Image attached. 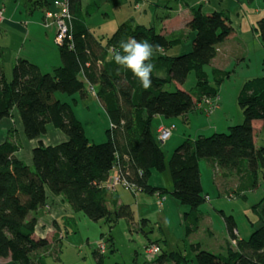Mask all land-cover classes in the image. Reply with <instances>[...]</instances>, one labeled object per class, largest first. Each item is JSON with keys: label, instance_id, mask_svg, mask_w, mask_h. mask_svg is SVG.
Returning <instances> with one entry per match:
<instances>
[{"label": "trees", "instance_id": "16d2710c", "mask_svg": "<svg viewBox=\"0 0 264 264\" xmlns=\"http://www.w3.org/2000/svg\"><path fill=\"white\" fill-rule=\"evenodd\" d=\"M65 3L72 20L68 35L57 44L59 66L51 72H42L35 63L18 58L8 79L0 63V122L16 111L24 137L37 141L28 164L17 156L21 146L11 139L12 134L0 140V259L15 264H48L46 256L54 254L53 250L56 247L58 250L62 243L64 235L59 231L58 220L53 223L55 232L51 240L35 235L38 220L34 214L47 205L49 195L58 196L73 211H81L94 221L105 218L114 223L119 218H132L130 205L118 203L115 190L103 188L113 166L136 186L133 191L124 188L133 195L145 192L164 197L169 193L187 205L189 210L183 216L186 236L198 229L199 207L207 199L200 178V160L208 162L213 170H247L253 177L258 169H264V146L256 144L253 127V121H264V76L244 82L237 96L243 122L228 127L226 133L187 138L166 158L152 129V120L157 115L168 118L201 111L197 110V104L205 99L217 103L216 86L228 72L213 67L216 84L213 86L204 66L211 64L219 45L234 34L226 12L205 13L201 5L191 7V17L185 25L194 34L191 50L172 56L168 51L182 43L183 31L166 35L152 24L128 20L105 37L95 35L82 14L81 1L65 0ZM140 8L143 9L141 2H136L135 9ZM257 23L255 30L264 43V18ZM128 37L161 46L162 50L153 56L156 68L148 89L112 58L110 50L118 49L120 41ZM191 71L196 83L189 90L165 89L172 83L182 85ZM155 72H163V78H158ZM56 92L79 93L82 98L92 93L97 97L110 121L106 140L91 143L72 107L61 101ZM48 125L63 133L66 140L45 144L41 137ZM151 170L166 174L172 189L150 185ZM107 201L115 204L114 211L108 209ZM262 206L264 197L252 209L257 213ZM223 220L236 248L228 247L225 254H214L203 250L199 243H190L189 249L197 262L264 264V225L247 239H241L235 233L232 216H223ZM151 244L158 246L151 241L144 246ZM158 249L144 264L188 263L187 255L181 251L161 252L159 246ZM93 254L97 264H102V254L98 250Z\"/></svg>", "mask_w": 264, "mask_h": 264}, {"label": "rangeland", "instance_id": "374dc122", "mask_svg": "<svg viewBox=\"0 0 264 264\" xmlns=\"http://www.w3.org/2000/svg\"><path fill=\"white\" fill-rule=\"evenodd\" d=\"M207 1L202 0V3L206 4L205 9L208 7ZM174 2L175 0H169L167 9L159 8L157 15L160 17L169 9V12L175 11ZM242 2L243 7L232 11L229 16L236 35L222 42L223 45L219 47L215 59L210 65L204 66L209 82L213 86L216 85L211 71L213 67L228 72L224 80L216 86L218 99L217 97L215 99L218 106L216 105L210 114L202 111L188 112L187 114L194 116L192 125H188L181 117L185 115L168 117L171 122H174L173 135L184 136L180 143L187 138L193 139L197 135L210 136L215 132L226 133L228 127L242 123L243 113L237 103L239 91L245 81L264 76V67H262L264 43L261 42L255 30L258 26L257 22L264 18V0H242ZM146 7L147 15H149L148 4ZM135 15L136 17L143 16V9H135ZM159 17L154 16V21H160ZM147 18L145 23L150 25ZM93 20L92 24L100 29L97 32L94 28L98 35L105 37V33H111V22L103 26L96 21L98 18L94 17ZM183 35L182 43L170 49L169 55H180L191 50L193 32L187 33L184 29ZM5 74L8 79L11 78V71H6ZM195 83V74L191 71L182 85L172 83L165 89L174 90L180 87L189 90ZM56 96L72 107L91 143H102L106 140V131L110 127V121L104 106L97 97L92 93L82 98L79 93L68 95L61 92H56ZM163 118L166 119V117ZM156 124L157 120L154 117L152 120L154 132ZM209 125H215L216 128L213 129ZM253 126L255 127L256 144L264 146V122H255ZM18 127V114L13 111L8 120L1 121L0 139L5 133L8 134L11 131V139L22 148L27 139L18 134ZM41 139L45 144L50 143L45 135ZM173 143L174 140L160 143L166 158L180 144ZM34 144H37L36 140ZM26 151L27 146H24V151L20 154L21 158L25 157ZM199 164L202 169V187L207 199L199 207L201 221L198 229L188 236L185 234L183 216L189 207L175 200L169 193L165 194L163 205L159 208L156 194L137 192L133 195L130 191L118 186L115 192L119 203L130 205L132 218H119L114 223L105 218L97 221L91 220L83 212L73 211L64 201H59L58 196L49 195L44 208L49 212L52 206V212L59 219V231L63 233L64 238L59 249L56 250V247L53 250L54 254L46 256L47 263L97 264L93 252L98 250L102 254V264H144L154 256V254L148 255L145 251L146 246L144 245L147 241L157 244L161 252L181 251L188 257L187 264H199L194 253L189 249L190 243H199L203 250L214 254H225L228 247L236 248V241L227 235L223 216H232L236 225L235 233L241 239H247L255 229L264 225V212H262L264 206L257 213L252 209V206L264 197V169H258L253 177V173L247 170H213L207 166L205 160H200ZM148 182L155 187L166 188L169 191L172 189L168 176L156 170H151ZM106 204L111 212L114 211L113 202L107 201ZM49 230H53L52 234L55 232L53 227ZM36 231L37 235L42 234L41 229L37 227ZM99 243L100 247H98ZM0 264L15 263L0 259Z\"/></svg>", "mask_w": 264, "mask_h": 264}, {"label": "crops", "instance_id": "0c3cea01", "mask_svg": "<svg viewBox=\"0 0 264 264\" xmlns=\"http://www.w3.org/2000/svg\"><path fill=\"white\" fill-rule=\"evenodd\" d=\"M63 1L64 0H0V8L3 9L4 16L3 20L0 22V63L5 72L11 71L13 65L16 63L18 58H25L35 63L42 72H51L55 67L61 64L58 46L55 43L57 27L51 19L45 18V13L47 10L59 11L61 9V3ZM80 1L82 6V14L86 17V23L88 27L95 35H98L97 32L100 29L99 27H95L92 24V22L94 21V17L96 19L98 18V20L96 21H99L98 23L103 26L111 22V33L122 22L132 20L137 24L146 25V18L150 17L147 19H149L150 24L154 25L157 31L166 35H172L177 32H181L184 29L187 33L189 32L185 27V24L191 17V7L201 5L202 11L205 13L212 11H224L227 13L228 16H230V13L232 11H237L239 7H243L242 0H208L206 2L208 3L207 9H205L206 4L205 2L202 3V0H175L173 4V8L175 9V11L169 12V9L165 13H162V16L159 17L157 15V11L159 10V8L167 9V4L169 3V0ZM136 2H141L143 13L145 16L141 15L139 17H136ZM147 4L148 9H150L148 12L149 15H147V10L145 9L147 8ZM154 16H156V18L159 17L160 21H154ZM94 28L97 29V32ZM111 33L105 34L109 35ZM235 35L236 34H233L229 38H233ZM222 45L223 44L221 43L219 47ZM181 117L186 123H188V125H192L194 116L186 114L185 116ZM155 119L157 120L155 132L161 124L168 126H173L174 124L173 121L172 123L170 119H164L163 116L157 115L155 116ZM4 120L8 119L6 118ZM255 122L264 121L256 120L253 121V124ZM209 127L213 129L216 128L215 125H209ZM18 128V134L23 135L20 120ZM9 129L10 128H8V130ZM8 134L10 136V133ZM8 134L5 133V135L0 140H4L6 137H8ZM45 136L50 141V143L48 144H56L66 140V136L59 130L55 129L52 125L47 126ZM183 137L180 134L173 135V133L171 132V135L167 140H174L173 144H178L180 143V140H182ZM34 141L35 140H27V142L24 144V146H27V151L25 152L26 154L24 158L20 157L21 152L24 151V146H22V148H20L17 153V156L23 159L28 164H31L32 161L31 149L35 145ZM206 163L207 166L210 167L208 162ZM201 170V164H199L200 178L202 183L203 179ZM59 201H61L60 198ZM34 215L37 217L38 220V224L36 227L41 229L42 231V234L39 233L38 235L36 234V231L35 235L46 236L51 240L54 233L52 234L51 232L53 230H49V228L53 226L55 220L59 221L57 215H54V213L52 212V206H50L49 212L46 211V209L43 207L39 209Z\"/></svg>", "mask_w": 264, "mask_h": 264}, {"label": "built area", "instance_id": "2783aa9c", "mask_svg": "<svg viewBox=\"0 0 264 264\" xmlns=\"http://www.w3.org/2000/svg\"><path fill=\"white\" fill-rule=\"evenodd\" d=\"M3 18V9L0 8V22L3 20ZM45 18L51 19L56 24L57 30L55 35V43H62L63 39L68 35V30L72 20V16L68 11L65 0L61 3V9L59 11L47 10L45 13ZM216 105L217 103L215 101L205 99L202 103L197 104V110H201L202 112L210 114ZM171 132L172 126L161 124L156 130L157 140L161 143L166 141L170 137ZM118 186L130 191H133L136 188L134 184H132L122 175L117 166H113L112 173L110 174L108 180L103 184V188H105L107 191H113ZM163 199L164 197H158L157 205L159 207L162 205ZM98 247H100V243L98 244ZM103 249L104 248H102V250ZM145 251L148 255H153L156 254L159 249L158 246L151 244L146 247Z\"/></svg>", "mask_w": 264, "mask_h": 264}, {"label": "clouds", "instance_id": "9594fccd", "mask_svg": "<svg viewBox=\"0 0 264 264\" xmlns=\"http://www.w3.org/2000/svg\"><path fill=\"white\" fill-rule=\"evenodd\" d=\"M161 46L154 45L148 40H137L135 37H128L121 40L119 48H113L112 58L122 69L130 71L140 82L144 89L152 86V76L155 71V64L152 63L154 53L161 51ZM158 78H163V72H155Z\"/></svg>", "mask_w": 264, "mask_h": 264}, {"label": "water", "instance_id": "95a60500", "mask_svg": "<svg viewBox=\"0 0 264 264\" xmlns=\"http://www.w3.org/2000/svg\"><path fill=\"white\" fill-rule=\"evenodd\" d=\"M262 212H264V207H262Z\"/></svg>", "mask_w": 264, "mask_h": 264}]
</instances>
